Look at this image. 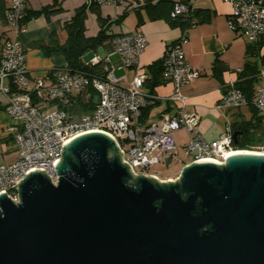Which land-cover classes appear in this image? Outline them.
<instances>
[{
  "label": "water",
  "instance_id": "1",
  "mask_svg": "<svg viewBox=\"0 0 264 264\" xmlns=\"http://www.w3.org/2000/svg\"><path fill=\"white\" fill-rule=\"evenodd\" d=\"M120 155L85 132L62 146L55 183L32 168L18 202L2 190L0 264H264V154L200 159L175 181Z\"/></svg>",
  "mask_w": 264,
  "mask_h": 264
},
{
  "label": "built area",
  "instance_id": "2",
  "mask_svg": "<svg viewBox=\"0 0 264 264\" xmlns=\"http://www.w3.org/2000/svg\"><path fill=\"white\" fill-rule=\"evenodd\" d=\"M130 0H85V4L101 6L122 5ZM231 5L228 26L248 43L264 40V0H223ZM4 20L11 35L4 39L0 54V97L4 111L12 119L7 131L12 134L16 159L0 164V192L18 202L19 180L32 168L44 170L50 180L57 181L54 162L62 155V146L85 132L98 131L111 137L133 174L149 175L152 165L167 162L177 153L175 133L184 131L183 166L200 159L222 163L225 154L233 151H252L264 154V144L246 150L233 149L229 122L214 140H206L198 131L199 115L186 109L187 97L180 88L198 75L185 59L183 45L186 30L167 44L161 57V82L169 81L172 92L167 97L176 110L161 114L152 121L142 120V110L155 102L156 97L143 90L147 75L137 72L139 56L146 46V37L138 30L127 31L111 40L112 52L119 57L126 74L115 75L109 60L94 55L84 65L90 71L70 70L66 64L53 66L45 76L31 78L25 67V53L17 40L25 32L27 0H3ZM193 7L176 1L171 16L187 14ZM98 66L93 70V67ZM92 69V70H91ZM241 68L237 70V73ZM258 84L252 104L264 119V70L257 73ZM237 81V80H236ZM236 81L224 84L216 107L236 109L246 105V99L236 88ZM90 88L96 92L95 103L87 112L70 110L75 98Z\"/></svg>",
  "mask_w": 264,
  "mask_h": 264
},
{
  "label": "crops",
  "instance_id": "3",
  "mask_svg": "<svg viewBox=\"0 0 264 264\" xmlns=\"http://www.w3.org/2000/svg\"><path fill=\"white\" fill-rule=\"evenodd\" d=\"M156 1L158 0H152L151 3ZM184 1L195 10L203 12L207 19L186 29L187 41L183 45L185 59L197 70L198 75L181 86L180 90L187 97L186 109L199 115L198 131L206 140L211 141L224 131L227 122L250 118L251 112L247 104L231 110L218 109L216 105L222 96L224 84L228 81H236L237 70L243 68L247 62H250L256 70H264V40L248 43L238 32L230 29L228 16L231 13V5L223 0ZM84 2L85 0H27L26 8L29 12L48 6L47 13L30 16L25 21L26 31L17 35L20 47L25 53V67L31 78L45 76L53 66L67 64L61 52L53 50L46 53L42 47L34 44L39 42L46 44L48 34L52 31L56 35L58 44H63L67 39L65 24L70 22L75 10ZM143 4L144 0H130L117 6L104 4L99 6L97 11L86 9L83 19L84 35L95 36L100 28V21L104 23L107 21L106 34L111 36L95 49L85 51L80 57L82 64L86 62L84 55L92 50L94 55L101 58L107 56L114 74L119 70L121 74L130 77L134 71L123 70L119 57L112 52L111 40L118 34L138 30L146 37L147 43L139 56L137 72L145 73L149 78L148 67L154 61L161 59L165 46L178 39L183 31L164 19H148L146 11L140 8ZM136 8H139L143 20L139 25L134 11ZM121 14H125L123 19L113 22ZM89 20L90 24H88ZM10 35V30L0 20V54L4 39ZM98 47L104 49L103 54L96 51ZM248 50L251 52L248 53ZM258 82L254 87L253 98ZM172 88L169 81L160 82L152 88L151 92L156 97V102L151 105L144 121H152L161 114L171 115L175 112L176 107L167 100ZM143 90L149 92L150 88L144 84ZM4 103V98L0 97V164H8L17 157L12 134L7 131V127L13 122L4 111ZM253 130H257L253 132L260 136V144H264V129ZM175 140L177 149L182 147L186 140L185 132L182 130L176 132Z\"/></svg>",
  "mask_w": 264,
  "mask_h": 264
},
{
  "label": "trees",
  "instance_id": "4",
  "mask_svg": "<svg viewBox=\"0 0 264 264\" xmlns=\"http://www.w3.org/2000/svg\"><path fill=\"white\" fill-rule=\"evenodd\" d=\"M152 0H144V4L140 6V8L146 11L148 19H164L169 24L173 26H178L182 31L188 29L190 26L202 21L206 20L207 17L203 12H199L192 8L187 14H179L175 16H171V11L173 8V4L176 1L171 0H158L155 3H151ZM182 2L188 3L187 1L180 0ZM47 7L43 6L41 9L36 11H26V16L24 21H26L30 16H35L41 13H47ZM97 5H89L87 6L85 2L83 5L78 7L74 15L72 16L70 22L65 24V28L67 31V39L63 44H58L55 33L52 31L48 34V42L45 43H36L34 45L38 47H42L46 53L50 51H59L63 54L64 59L66 60V66L70 70H80V71H90V68L82 64L80 57L82 54L89 50L95 49V47L101 44L104 40L109 38L111 35L106 34V29L108 27L107 21L104 23L100 21V28L95 36L86 37L83 33L84 25L83 19L85 16L86 9H91L93 11L98 10ZM137 16V25L142 23V18L140 16L139 8L135 10ZM125 14H121L117 20H113V22L121 21ZM0 20L5 24L4 20V2L0 0ZM250 48V47H248ZM254 49V48H253ZM251 52L248 50V53ZM98 66L93 67L97 69ZM92 70V69H91ZM259 70H256L255 67L247 62L241 71L237 75V81L235 83L236 88H238L243 96L246 99V104L250 109L251 116L249 119H235L229 122V127L232 133H236L235 138H232L231 146L233 149L237 150H246L250 149V147L255 146L261 142L260 136L256 135L253 132V129H264L263 118L257 113V110L254 108L252 104L253 93L255 84L258 82L257 73ZM161 73V59L154 61L148 67L149 78H146L145 85L150 88V93L152 88L161 82L160 79ZM96 92L94 89L90 88L87 92L83 93L80 96L75 98L73 105H68L70 110H75L77 108L80 112L89 111L93 104L95 103ZM156 102V101H155ZM154 102V103H155ZM153 103V104H154ZM152 105V104H151ZM151 105H148L142 110L141 116L142 120L145 119L148 110Z\"/></svg>",
  "mask_w": 264,
  "mask_h": 264
},
{
  "label": "rangeland",
  "instance_id": "5",
  "mask_svg": "<svg viewBox=\"0 0 264 264\" xmlns=\"http://www.w3.org/2000/svg\"><path fill=\"white\" fill-rule=\"evenodd\" d=\"M88 24H90V20H89ZM103 50H104L103 48L98 47L96 51L99 54H103V52H104ZM93 55H94V52L92 50L88 51L84 55V58H85L86 62L89 61L91 59L90 57L93 56ZM45 72H46V70H45ZM33 74H35V73L33 72ZM119 74H121V71L116 70L115 71V75L118 76ZM181 137H183V136H181ZM181 140H182V138H181ZM259 144H256V145H259ZM179 160H184L185 162L188 161L187 158L183 159L182 147L177 149V153L175 154V156L172 159H170L167 162H163V163H158V164L152 165L151 168H150V171L152 173H155L160 180H163V181L166 180L167 181L168 179H171L172 181H175L180 176V173H181V170H182V167H183V164L178 162Z\"/></svg>",
  "mask_w": 264,
  "mask_h": 264
},
{
  "label": "bare ground",
  "instance_id": "6",
  "mask_svg": "<svg viewBox=\"0 0 264 264\" xmlns=\"http://www.w3.org/2000/svg\"><path fill=\"white\" fill-rule=\"evenodd\" d=\"M247 152H252V151H247ZM255 153V152H254Z\"/></svg>",
  "mask_w": 264,
  "mask_h": 264
}]
</instances>
